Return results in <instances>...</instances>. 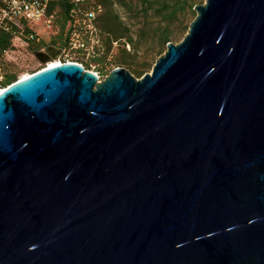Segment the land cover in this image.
Listing matches in <instances>:
<instances>
[{
  "label": "water",
  "instance_id": "water-1",
  "mask_svg": "<svg viewBox=\"0 0 264 264\" xmlns=\"http://www.w3.org/2000/svg\"><path fill=\"white\" fill-rule=\"evenodd\" d=\"M195 10L140 78L0 91V264H264V0Z\"/></svg>",
  "mask_w": 264,
  "mask_h": 264
},
{
  "label": "trees",
  "instance_id": "trees-1",
  "mask_svg": "<svg viewBox=\"0 0 264 264\" xmlns=\"http://www.w3.org/2000/svg\"><path fill=\"white\" fill-rule=\"evenodd\" d=\"M205 0H49L47 14L51 16L50 42L63 50L75 49L81 52L91 47L90 61L81 62L86 69H91L92 61L97 63V72L105 77L117 67H126L132 74L140 78L150 71L156 59L165 52L169 42L181 40L187 33L191 21L196 16L195 6ZM0 0V6H1ZM101 5L94 20L97 28L98 42L92 41L90 30L86 27L87 13L97 5ZM116 5L124 8L128 20L123 19L117 11ZM141 20L138 31H133L132 24ZM22 35L28 41V47L34 51L47 45V41L39 37L38 33L26 25ZM33 33V37H29ZM78 35V37L76 36ZM13 34L0 30V49H9L12 45ZM142 41H150L148 47L142 51L144 60L138 62ZM83 43V45H79ZM142 46V47H141ZM64 52V53H65ZM63 53V54H64ZM65 58V57H62ZM114 65L113 68H106ZM18 74L7 69L5 84L16 81Z\"/></svg>",
  "mask_w": 264,
  "mask_h": 264
},
{
  "label": "built area",
  "instance_id": "built-area-1",
  "mask_svg": "<svg viewBox=\"0 0 264 264\" xmlns=\"http://www.w3.org/2000/svg\"><path fill=\"white\" fill-rule=\"evenodd\" d=\"M49 0H1L0 6V30H5L13 34L12 45L9 49L2 50L0 49V91L11 85L12 83L19 81L23 78V76H18L16 81L5 84V75L8 69L7 65V57L13 52L19 43L28 46V41L22 35L25 31L24 24L20 21L24 20L26 25L29 26L32 30L36 25V22L43 21V24L50 28L51 27V16L47 14V4ZM101 5H97L94 9L90 10L87 13V19L85 21L86 27L90 30L92 35V41L98 42V38L96 35L97 28L95 25V18L98 11H101ZM78 37V35H76ZM33 37V33H29L28 38ZM79 45H83V43L79 42ZM65 52V51H64ZM61 49V54L64 53ZM66 54V52L64 53ZM60 62H70L74 61L70 58H59ZM81 65H83L79 61H74ZM49 62L46 64H41L38 68L32 70L30 73L37 72L41 69L47 67ZM93 71V70H91ZM96 75L100 77L97 71H93ZM101 78V77H100ZM103 78V77H102Z\"/></svg>",
  "mask_w": 264,
  "mask_h": 264
},
{
  "label": "rangeland",
  "instance_id": "rangeland-1",
  "mask_svg": "<svg viewBox=\"0 0 264 264\" xmlns=\"http://www.w3.org/2000/svg\"><path fill=\"white\" fill-rule=\"evenodd\" d=\"M116 9L122 15L123 19L128 20V17H127V14L125 13L124 8H122L120 5H118V6L116 5ZM129 23L132 24L133 31H138V29L142 25L141 20L140 21L138 20L137 24H134L130 20H129ZM33 28L38 33L39 37L42 39H45L47 41V43H51L50 42L51 32L56 33V31H57L54 28L51 30V28L46 27L43 24V21L36 22V25ZM181 40H179V41H181ZM179 41H175V43H177ZM149 43H151V42L150 41H148V42L142 41L143 47L141 46L142 50L139 52V57L136 58L137 63L138 62L140 63L144 60L142 51L148 47ZM43 49L44 48H42L40 50H43ZM75 49L76 48L67 49L66 54H61L60 56L61 57H70L72 59H76V60L82 61L84 63L86 61H90L91 56H92L91 47L85 48L84 50H81V52H76ZM59 58H53L52 61L59 60ZM52 61H49V63ZM41 64H42V62L38 59V57H36V55L34 54V50H32L28 46L23 45L21 43H19L17 48L13 52H11L10 55H8V57H7V65L9 67V69L15 71L18 74V76L28 75L27 73H30L32 70L38 68ZM96 66H97V63L92 61L91 67H90L91 69H89V70L96 71L97 70ZM113 67H114V65H107L106 66V68H108V69L113 68ZM124 68H126V67H124ZM150 71H148V72H150Z\"/></svg>",
  "mask_w": 264,
  "mask_h": 264
},
{
  "label": "bare ground",
  "instance_id": "bare-ground-1",
  "mask_svg": "<svg viewBox=\"0 0 264 264\" xmlns=\"http://www.w3.org/2000/svg\"><path fill=\"white\" fill-rule=\"evenodd\" d=\"M61 62L59 60H55V61H52L50 62L47 66H54V65H58L60 64ZM30 75V74H28ZM28 75L24 76V77H27Z\"/></svg>",
  "mask_w": 264,
  "mask_h": 264
},
{
  "label": "flooded vegetation",
  "instance_id": "flooded-vegetation-1",
  "mask_svg": "<svg viewBox=\"0 0 264 264\" xmlns=\"http://www.w3.org/2000/svg\"><path fill=\"white\" fill-rule=\"evenodd\" d=\"M47 45H51V43H47ZM47 45H46V46H47ZM48 56L50 57L51 55L48 54V55H46L45 57H48Z\"/></svg>",
  "mask_w": 264,
  "mask_h": 264
}]
</instances>
